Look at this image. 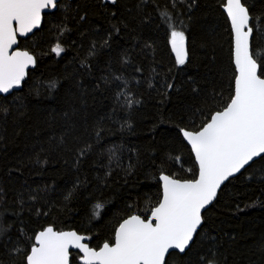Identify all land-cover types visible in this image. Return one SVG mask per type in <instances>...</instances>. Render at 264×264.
I'll return each instance as SVG.
<instances>
[{"label":"snow or ice","instance_id":"snow-or-ice-1","mask_svg":"<svg viewBox=\"0 0 264 264\" xmlns=\"http://www.w3.org/2000/svg\"><path fill=\"white\" fill-rule=\"evenodd\" d=\"M95 7L110 27L99 43H91L88 56L81 61L85 71H91L88 58L111 48L116 37L129 36L135 41L131 51L139 47L155 60L156 40L151 36L141 39L151 28H163L159 38L170 53L169 73L173 68L184 73L192 66L196 53L190 29L200 0H168L163 6L160 0H96ZM217 11L222 22L212 31V52L205 54L204 64L213 87H201L200 80L192 76L185 82L191 101L182 107L177 120H169L174 133L170 147L151 161L155 195L145 198L143 209L138 202L126 203L123 215L111 223L107 235L93 244L100 237H94L91 228L81 232L58 229L48 219L41 223L55 209L54 204L40 203L41 191L47 189L31 190L27 200L21 193L17 207L9 213L18 223L4 222L8 208L0 205V252L8 257L7 264H222L212 235L211 213L234 181L246 174L251 180L255 172L264 175V8L257 11L249 0H219ZM89 16L86 3L71 7L66 0H0V115L7 118L18 100L14 90L22 91L29 69L37 67V57L27 41L52 24L58 41L50 52L59 57L65 52L60 38L88 25ZM79 34H85L84 28H79ZM225 50L226 59L220 55ZM119 62L122 68L132 65L128 51L120 54ZM133 71L142 75L143 68L133 66ZM99 80L97 90L116 85V100L124 107L132 110L140 105L131 82L112 70L110 63ZM57 83L49 81L46 91H54ZM148 87H153L151 81ZM163 89L165 99L170 98L169 93L183 90L175 76L165 78ZM103 131L102 127L95 130L97 143ZM60 142H64L63 136ZM92 149L91 143L78 148L73 166L79 168ZM36 163L48 161H41L37 154ZM21 166L23 160L10 167L9 174L22 175ZM131 169L132 165L129 174ZM71 196L70 191L64 201ZM61 207L67 208V203ZM26 209L29 217L37 218L34 229L25 225ZM103 212L105 204L96 203L89 222L102 221Z\"/></svg>","mask_w":264,"mask_h":264},{"label":"trees","instance_id":"trees-1","mask_svg":"<svg viewBox=\"0 0 264 264\" xmlns=\"http://www.w3.org/2000/svg\"><path fill=\"white\" fill-rule=\"evenodd\" d=\"M167 2L160 0L162 6ZM249 2L257 11L264 8V0ZM85 3L90 9V23L60 38L65 48L61 56L50 52L58 41L52 24L27 41L26 46L37 57V67L29 72L30 77L22 91H18L17 103L11 107L7 118L0 115V205L8 208L3 221L18 223L9 214L17 207L16 198L22 193L27 200L31 190L47 189L41 191L40 203L54 204L55 209L50 217L41 218V223L48 219L58 229L81 232L91 228V234L100 237L93 241L95 244L107 235L111 223L123 215L121 209L126 203L138 202L143 209L145 198L155 195L151 161L170 147L174 133L169 120H177L182 107L191 101L185 82L192 76L200 80L201 87L209 90L213 87L211 78L206 76L205 54L212 52V31L222 18L217 11L219 0H200L201 7L190 29L196 56L187 72L180 73L173 68L169 73L170 53L164 50L163 40L159 38L163 36V28L146 29L141 37L151 36L156 40L155 60L139 47L131 51L135 41L129 36L116 37L111 48H104L88 58L91 71L87 72L81 67V61L88 56L91 43H99L110 25L96 9V0L67 2L71 7ZM81 27L84 35L79 34ZM220 39L222 42L225 39L222 30ZM202 43L208 46L201 47ZM125 51L132 65L122 68L120 54ZM220 55L226 59V50ZM109 63L112 70L122 73L131 82V89L141 100L139 106L129 110L118 102L115 84L96 89L101 75L107 74ZM133 66L142 67V75L134 72ZM172 76L183 90L173 91L169 93L170 98L165 99L164 80ZM49 81L58 82L52 92L46 91ZM149 81L152 88L148 87ZM126 121L131 123V129ZM98 127L104 129L99 143L95 137ZM62 136L63 143L60 142ZM86 143H91L93 149L76 168L73 166L76 151ZM37 154L41 161L48 163H36ZM19 160L24 161L23 174H9L8 169ZM130 165L131 174L127 172ZM247 175L225 190L211 213L212 235L216 237L222 264H264V175L255 172L251 180ZM70 191L71 199L65 202L64 195ZM98 202L105 204V212L101 213L103 219L89 222ZM65 203L67 208H62ZM36 219L29 217L25 210L24 222L28 229L37 227ZM209 243L206 242V246ZM0 261L8 262L3 252H0Z\"/></svg>","mask_w":264,"mask_h":264},{"label":"water","instance_id":"water-1","mask_svg":"<svg viewBox=\"0 0 264 264\" xmlns=\"http://www.w3.org/2000/svg\"><path fill=\"white\" fill-rule=\"evenodd\" d=\"M66 1H69V2H70V1H72V0H66ZM38 31H39V30H38ZM32 70H33V69L30 68V69H29V72L32 71ZM14 91H17V92H18V91H20V90H14Z\"/></svg>","mask_w":264,"mask_h":264},{"label":"flooded vegetation","instance_id":"flooded-vegetation-1","mask_svg":"<svg viewBox=\"0 0 264 264\" xmlns=\"http://www.w3.org/2000/svg\"><path fill=\"white\" fill-rule=\"evenodd\" d=\"M66 2H69V1H66ZM71 2V1H70Z\"/></svg>","mask_w":264,"mask_h":264}]
</instances>
